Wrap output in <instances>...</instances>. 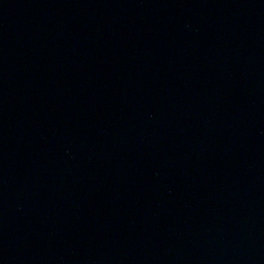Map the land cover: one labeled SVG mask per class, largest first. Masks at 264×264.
I'll return each mask as SVG.
<instances>
[{
  "label": "water",
  "instance_id": "water-1",
  "mask_svg": "<svg viewBox=\"0 0 264 264\" xmlns=\"http://www.w3.org/2000/svg\"><path fill=\"white\" fill-rule=\"evenodd\" d=\"M0 264H264V0H0Z\"/></svg>",
  "mask_w": 264,
  "mask_h": 264
}]
</instances>
